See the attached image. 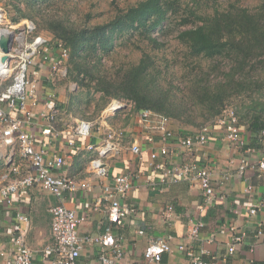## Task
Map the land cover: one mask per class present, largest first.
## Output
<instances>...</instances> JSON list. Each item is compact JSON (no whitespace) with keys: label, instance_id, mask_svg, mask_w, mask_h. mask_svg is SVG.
I'll return each mask as SVG.
<instances>
[{"label":"built area","instance_id":"1","mask_svg":"<svg viewBox=\"0 0 264 264\" xmlns=\"http://www.w3.org/2000/svg\"><path fill=\"white\" fill-rule=\"evenodd\" d=\"M7 14L0 8V31H9L13 36V43L8 54L9 60L2 62L4 54L0 49V83L6 84L0 92V131L1 144L7 148H18L19 155L25 167V172L20 164L13 158H9V171L18 176L0 186V204L12 206L14 196L21 197L27 190L38 188L53 195L59 203L49 208L51 215L52 245L48 253L53 260L50 264H91L81 260V256L88 247L98 250L99 264H132L123 263L125 251L122 237L111 232L98 234H80V227L87 222L86 215L79 214L64 205L67 196H75L80 191H90L87 181L77 180L60 172L65 168L67 161L64 155L51 153L46 146L37 144L34 128L38 122L32 108L42 105L44 109L39 118L48 122L43 129V135L66 139L69 147L76 152L83 148L89 152H97V156L90 161V173L101 180H111L104 183L102 196L97 199L95 211L102 208L108 220L123 225L125 219L135 213V209L125 203L130 191L133 190L135 179L143 175L144 171L137 173L121 174L111 177L107 161L119 152L122 133L108 129L100 145L90 143L86 146L80 144L83 138H90L99 130V124L107 122L118 115H133L140 121L144 128L146 142L155 146L158 142L162 145L159 150L152 151L145 159L143 150L137 141L131 144V152L139 158L148 168L160 173V186L178 184L180 181L197 182L205 206L212 205L217 199L216 187L213 181V172L208 166L198 161L190 160L182 164L168 165L165 161L158 162L169 153L168 142L175 137L170 129L171 120L162 114L152 110L135 112V102L124 99H113L96 121L78 120L70 126L68 132L63 133L54 129L53 124L58 120L57 98L54 91L47 93L44 89L43 96L38 94V85L32 79L31 69L37 59H41L48 69L49 80L53 83L62 80L68 75L69 49L62 41L52 40L48 36L38 33L36 26L31 21L20 23L24 25L21 32H13L16 26L8 21ZM3 27V28H2ZM20 27V26H17ZM217 131L224 134L228 142L240 153L237 173L244 176L250 168H258L264 173V156L257 162H252L249 155L257 152L255 148L248 146L244 137L242 124L235 109L226 108L212 122L203 125L193 134L185 137H177L180 147L192 151L194 148L207 146L214 140ZM260 142L264 143V130L260 132ZM251 189L245 191V196L250 195ZM258 205H250L248 213L254 217L259 212ZM173 208L170 207L164 213L169 216ZM20 223H26L27 217L18 214ZM205 227L200 220L191 219L188 231H186L189 243H179L174 246V236L154 241L144 252V262L148 264H160L163 255L175 250L182 253L192 264H223L225 259L218 256H208L207 253L195 248V241L200 239V231ZM234 228L231 229V231ZM264 229L260 227L256 232L257 237L264 235ZM143 231L139 234L143 235ZM223 233V230L220 231ZM22 227L14 230L9 240V247L0 253L4 258L2 264H35L34 252L24 237ZM244 241V236H233V245L229 247V254L236 251V245ZM137 264H143L142 262Z\"/></svg>","mask_w":264,"mask_h":264},{"label":"crops","instance_id":"2","mask_svg":"<svg viewBox=\"0 0 264 264\" xmlns=\"http://www.w3.org/2000/svg\"><path fill=\"white\" fill-rule=\"evenodd\" d=\"M14 0H0V8L7 14ZM24 24V23H23ZM52 39V38H50ZM42 60L37 59L31 69L32 79L38 85V94L43 96L44 89L54 91L57 98L58 120L53 124L57 131L66 133L75 121H72L71 111L58 94L59 87L48 78V69ZM6 84L0 83V92ZM65 103V102H64ZM44 109L42 105L32 108L37 118V127L34 128L37 144L46 146L51 153L64 155L67 164L60 174L90 184V191H80L75 196H67L64 205L86 215L88 220L80 227V234H98L111 232L122 237L125 257L123 263L137 264L144 262V252L152 242L165 238L167 235L174 236V246L179 243H189L187 233L191 219L200 220L205 227L200 231V239L195 241L197 250H204L208 256H218L226 260L223 264H264V235L257 237V230L264 229V173L258 168H250L244 176L237 173L240 153L236 151L223 137L222 132L217 131L214 140L207 146L194 148L188 151L180 147L177 137H185L196 132L180 128L179 125L170 122V129L175 137L168 142L169 153L158 162L165 161L168 165L182 164L186 161L195 160L204 166H208L213 172V181L216 187L217 199L210 205L205 206L201 191L197 182L180 181L164 187L160 185V173L154 172L143 164L135 156L130 148L137 141L144 153L145 159L152 151H157L162 146L159 142L151 146L146 142L144 128L137 118L127 121L128 116L118 115L107 122L99 124V130L95 131L90 138H83L80 144L86 146L93 143L100 145L105 139L108 129L121 132V146L116 156L109 159V171L111 177L137 173L143 170V175L135 179L133 190L130 191L125 203L135 209L123 225L118 226L108 220L105 211L100 208L95 211L97 199L102 196V186L111 180H101L98 176L90 173V161L97 156V152H89L83 148L80 152L72 150L66 139L62 136L52 138L43 135V129L48 122L39 118ZM100 117V116H99ZM121 117V118H120ZM122 122L118 124L117 120ZM244 137L250 146V133L245 125H242ZM0 141L1 131H0ZM260 147H252L256 153L249 155L252 162H257L264 156V143L259 142ZM9 158H13L17 164L25 167L19 155L18 148H7L0 142V186L17 177L9 171ZM251 189L250 195L245 196V191ZM59 201L51 194L32 188L27 190L21 197L14 196V204L6 206L0 204V253L9 247L11 233L17 227H22L27 243L34 252L35 264H50L53 257L48 252L52 245L51 215L49 208ZM250 205H258L259 212L252 217L248 213ZM172 207L169 216L164 213ZM18 214L27 217L26 223H20ZM234 230L231 231V229ZM223 230V233L220 231ZM143 231V235L139 234ZM264 231V230H263ZM233 236H244V241L236 245V251L229 254V247L233 245ZM4 258L0 255V264ZM81 260L91 264L98 263V250L88 247L84 250ZM160 264H192L182 253L175 250L163 255Z\"/></svg>","mask_w":264,"mask_h":264},{"label":"trees","instance_id":"3","mask_svg":"<svg viewBox=\"0 0 264 264\" xmlns=\"http://www.w3.org/2000/svg\"><path fill=\"white\" fill-rule=\"evenodd\" d=\"M17 1L13 4L15 10L21 18L31 19L40 33L35 17L29 12H42L37 7L38 3L47 0ZM21 2L29 12L20 7ZM175 3L174 0H142L118 11L109 22L92 27H75L69 20L44 15L43 28L54 34L56 39L63 40L70 51L68 62L79 74L84 72L96 81L95 89L106 101L108 98L132 100L136 104L135 112L152 110L167 116L180 128L202 127L218 117L232 99L244 95L250 102L245 107L241 105L236 112L240 123L250 133V146L260 147L259 135L264 130V13L247 9L222 12L216 9L212 14L200 15L192 12L202 24L181 31L177 38L195 57L203 55L215 59L225 56L229 59L228 70L225 71L227 65H223L216 82L208 72H200L189 80L184 90L176 87L172 91L173 87H161V72L155 65L154 56L149 53L143 54L139 64L120 79H111L101 73L105 68L103 58L113 52L120 34L143 29L149 44L157 48L164 46L155 32L167 27L169 14L176 12ZM189 22V19L183 21L185 24Z\"/></svg>","mask_w":264,"mask_h":264},{"label":"rangeland","instance_id":"4","mask_svg":"<svg viewBox=\"0 0 264 264\" xmlns=\"http://www.w3.org/2000/svg\"><path fill=\"white\" fill-rule=\"evenodd\" d=\"M14 1L18 3L17 0ZM140 1L142 0H47L46 2L40 1L38 3L37 7L42 9V12H29L24 2L19 3V5L23 10L28 11L35 17L34 21L41 34L52 38L54 41L63 42V40L56 39L54 34L43 28V26L45 27L44 15L69 20L70 24H74L73 26L75 27L84 25L92 27L109 22L118 11L126 10ZM174 1L176 2V12L169 14V20L166 22L167 27L162 31L158 29L155 32L158 41L164 46L157 48L149 44L145 36L146 32L143 29L120 34L119 38L117 37L115 41L113 52L103 58L105 68L101 69L103 71L101 73L111 79H120L133 66L139 64L144 56L143 54L149 53L154 56L155 65L161 72L159 81L161 87L166 89L173 87L172 91H175L176 87L184 90L188 86L189 80L200 72H208L213 82H216L217 78L221 76L223 65H227L225 71L228 70L229 59L225 56L215 59L203 55L195 57L191 54V50L180 43V40L177 38L181 31L193 28L196 24H202L200 18L193 16L192 12L200 15L212 14L216 9L220 10V12L247 9L250 12L264 13V0ZM7 18L10 23L16 26V29L13 30L15 33L21 32L20 30L24 26L21 25L23 22L32 21L31 19L21 18V15L15 10L13 5L7 9ZM184 19H189L190 22L185 24L183 23ZM215 65L216 67H214ZM67 68V77L55 81V84L59 87L58 94L61 100L65 102L61 104L68 106L67 109L71 111V115L73 116L71 118L72 121H75V117L78 120H98L101 113L110 103L111 98H108L109 100L106 101L102 93L95 89L96 81L90 79L84 72L79 74L75 71V66L71 62H68ZM216 68L217 71H214ZM218 68H220V71ZM120 99L128 100L125 98ZM249 102L248 98L243 95L237 99H232L227 108H233L238 112L241 105L245 107ZM132 118L134 116L130 114L127 121L129 122ZM117 121L118 124L122 122L120 119ZM208 123L210 122L205 124ZM200 127L188 126L183 129L197 131Z\"/></svg>","mask_w":264,"mask_h":264},{"label":"water","instance_id":"5","mask_svg":"<svg viewBox=\"0 0 264 264\" xmlns=\"http://www.w3.org/2000/svg\"><path fill=\"white\" fill-rule=\"evenodd\" d=\"M12 43H13L12 36H5V35L1 36V38H0V49H1L2 53L4 54V56L2 57V62H6L9 60L8 54L11 50Z\"/></svg>","mask_w":264,"mask_h":264},{"label":"bare ground","instance_id":"6","mask_svg":"<svg viewBox=\"0 0 264 264\" xmlns=\"http://www.w3.org/2000/svg\"><path fill=\"white\" fill-rule=\"evenodd\" d=\"M2 35H5V36H13L9 31H0V38Z\"/></svg>","mask_w":264,"mask_h":264}]
</instances>
